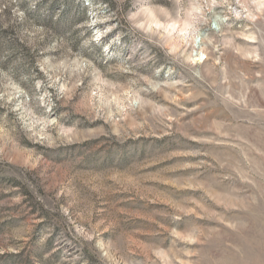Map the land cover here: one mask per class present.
Masks as SVG:
<instances>
[{"label":"rangeland","instance_id":"374dc122","mask_svg":"<svg viewBox=\"0 0 264 264\" xmlns=\"http://www.w3.org/2000/svg\"><path fill=\"white\" fill-rule=\"evenodd\" d=\"M0 264H264V0H0Z\"/></svg>","mask_w":264,"mask_h":264},{"label":"built area","instance_id":"2783aa9c","mask_svg":"<svg viewBox=\"0 0 264 264\" xmlns=\"http://www.w3.org/2000/svg\"><path fill=\"white\" fill-rule=\"evenodd\" d=\"M221 23L222 21L220 20V22L218 21V19H214L212 21V27L214 29H220L221 27ZM204 39L202 37V35H198V37L195 40V46L193 49V54L198 58V60L200 61H204L207 58L206 52L203 49V45H204ZM201 55V56H200Z\"/></svg>","mask_w":264,"mask_h":264},{"label":"bare ground","instance_id":"6f19581e","mask_svg":"<svg viewBox=\"0 0 264 264\" xmlns=\"http://www.w3.org/2000/svg\"><path fill=\"white\" fill-rule=\"evenodd\" d=\"M220 22V20H218ZM203 49H204V45H203Z\"/></svg>","mask_w":264,"mask_h":264}]
</instances>
